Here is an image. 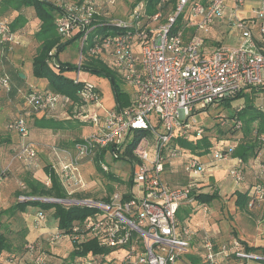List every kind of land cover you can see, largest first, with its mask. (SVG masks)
I'll list each match as a JSON object with an SVG mask.
<instances>
[{
    "label": "built area",
    "instance_id": "1",
    "mask_svg": "<svg viewBox=\"0 0 264 264\" xmlns=\"http://www.w3.org/2000/svg\"><path fill=\"white\" fill-rule=\"evenodd\" d=\"M230 1L235 11L230 28L241 32L240 42L237 46L221 45L208 55L204 50L205 40L193 31H206L224 20ZM245 1L161 0L153 15L147 12L146 2L140 1L126 18L105 20L95 0H58L61 8L56 21L58 33L65 40L77 38L81 43L78 67L87 57L98 59L134 91L129 106L113 108L100 117L101 96L94 91L95 86L85 82V105H94L96 110L82 120H90L98 132L77 142L73 152L68 153L69 161L61 164L60 171L56 169L68 198L45 199L97 209L94 216L74 226L76 234L70 240L80 244L93 238L102 246L124 253L118 263L104 255L90 256L76 264H102L103 257L110 264H176L190 248L193 231L179 222L177 214L184 203L193 200L192 193L198 185L170 184L165 173L180 158L190 178L211 174L212 167L233 159L234 146L215 147L210 153L212 161L207 164L199 156L186 154L178 139L200 138L206 129L199 125V115L237 97L247 87L264 85V52L260 49V45L264 47V0H259L255 17L240 20L238 14ZM100 2L112 8L118 0ZM167 7L170 10L165 15ZM105 21L116 31L95 34L99 23ZM256 25L258 35L253 30ZM0 43H8L12 48L17 44V36L5 22H0ZM81 73L79 69L76 81H81ZM9 88L7 77L0 72V89ZM29 101L47 113L55 112L63 102L53 92L38 91L30 94ZM10 127L24 139L16 159L35 165L37 151L33 144L25 142L29 137L25 121L18 119ZM237 128H241L240 121ZM137 132L144 135L133 149L136 162H131L126 150ZM259 142L262 144L259 168L264 172V133L259 136ZM98 148L108 149L107 155L113 160L129 165L126 181L133 186L111 194L106 200L77 199L74 195L87 187L81 172L82 161L90 155L94 157ZM100 166L105 172L110 170L104 161H100ZM244 169V161L236 158L229 172L237 184L244 180ZM46 185H51L49 178ZM261 203H264L263 181L254 186L250 201L251 206ZM203 210L208 211L207 207ZM45 221V214L38 213L37 225ZM64 237L57 229L49 242L55 244ZM202 249L208 264H222L230 254L244 260H264L244 252L238 240L222 245L217 251L214 240L206 236ZM33 264H45V257L38 255Z\"/></svg>",
    "mask_w": 264,
    "mask_h": 264
},
{
    "label": "trees",
    "instance_id": "2",
    "mask_svg": "<svg viewBox=\"0 0 264 264\" xmlns=\"http://www.w3.org/2000/svg\"><path fill=\"white\" fill-rule=\"evenodd\" d=\"M140 1L146 2L147 12L150 15H153L154 13L157 12L158 10L157 6L159 5L161 0H137L136 3H139ZM4 5H9L13 9L18 11L19 9L22 8H33L35 10V17L40 21L39 30L35 34V39L38 40L41 43V45L37 53L34 54L32 61V69L35 78L46 79L48 81V90H39L37 88H28L27 90H24L23 91L24 99L26 101L27 107L30 106L34 113H43L45 114V116L48 114L45 111L37 109L35 106H33V104L30 103L29 96L33 91H38L42 93L53 92L62 98V101L67 107L74 106L80 103L79 102L80 98L83 99L84 101L83 103H86L85 98L83 97V93L86 92L87 90L85 81L82 80L76 81V79L69 80L65 78L63 76V73L65 71L71 70L72 66H70V63H62L58 60V56L61 53V51L66 46H68L72 41L77 39L74 38L70 40L69 39L65 40L58 33L56 21L61 14V8L58 5V3H53L50 0H7L6 3L2 4V6ZM169 10H170L169 7L165 8L164 14L167 15L169 13ZM0 22H5L8 25L10 32L15 34L18 28H21V26H24L26 24L27 19L24 15L19 14L12 22L2 17H0ZM99 24L100 25L95 30V34L107 35L113 31H116V28L111 26V24H108L106 21L101 22ZM260 49L262 52H264L263 46L260 45ZM12 51L13 48L11 47L10 44L0 43V72L3 75V77H7L10 84V88L8 90L0 89V94H4L7 96H13V95H12L11 78L9 74L6 73L4 70V62L6 58L9 57V54L12 53ZM85 51L86 50L84 49V56L86 55ZM73 69L76 70V72H78V70L80 69L81 71L100 74L102 76L108 77L114 86V91L116 93V98L118 101L117 107L123 108L131 104L130 97L126 96V94L121 92L117 87L116 79H119L120 77L113 70H111L109 66L104 62L92 57H87L84 59L80 68L78 66H75V68L73 67ZM17 78L21 80L20 77ZM94 91L99 93L100 96H102V92L98 88H95ZM241 98H244L243 93H240L235 98L226 100L225 102H223L224 104L223 103L222 104L225 105V107L227 108H233L234 107L232 106L233 103ZM235 111L236 112H233L232 116L229 118L230 127L228 128V131L231 134L242 129L243 121L245 125H251L253 124V122H258V124L256 125L257 127L254 128L253 130L247 131L249 133L248 136L251 137H246L237 146L228 144L235 147L233 157H239L244 162L248 161L250 158H256L259 166L260 161L258 160V158L262 148V144L259 142V136L264 133L263 107L257 108L254 105V103H252V101L249 100L245 102L244 107L240 106V108H237ZM45 116H43L42 118H36L34 121V125L36 127L43 129L56 130L59 128L55 120ZM18 119H23L25 121L30 136L29 124L25 118L18 117L14 120H11L7 124V130L16 132L21 138V142L19 143L18 148L12 150V153L10 154L11 163L15 162V160L16 161L22 160V159H16V155L21 150V145L23 144L24 139L21 137L20 132L10 127V125H12ZM239 121L241 122L240 129L237 128V123ZM61 124L64 125V123ZM222 132L226 133L227 131H222ZM143 135H144L143 132H137V134L134 137V142H132L129 145V148L126 150V154L127 156H129L131 162H136V159H134L135 157L133 154V149L135 148L138 141ZM82 141L83 139H78L74 141L73 147L77 142H82ZM178 143H179V147L182 150H185V152H189V154L191 155L199 156V157L211 153L213 148L216 147V146L214 147L215 144H213L211 139H209L207 136L203 138H195L191 140H185L183 138H179ZM107 152L108 149L98 148L95 152L94 157L93 155H90L89 157H86L84 161H82V163L92 161L94 163V166L100 172L106 175L108 179H111L114 182L118 180H122L123 182L126 183V187L128 185V188L131 189L133 186L132 183H128V181H125L124 179L115 180L116 176L112 174L110 170L108 172L102 170L100 166V161H104L106 155L108 154ZM21 162H23V160ZM104 163L106 162L104 161ZM33 166L35 167V165ZM12 168L13 167H9V168L5 167L0 169V204L2 197V191H1L2 186L5 183L13 184L11 177L14 176L15 171H13ZM29 170L27 172L25 171L23 174L20 175L21 182L19 183V186L17 187L15 185L16 190L13 194L15 198L14 203L10 205V207H8L7 209H2V208L0 209V258L1 256H3V254H15L19 252V249L22 250L25 249L24 254L26 256L29 255L32 258V260L37 258L38 255L44 256L43 253L39 251L36 242L28 243L25 239L26 234L28 232V228L26 226V220H25L26 217H24V215L26 214H28L27 217L33 216V224L34 226L38 227V226H42V225H37L36 223V218L38 213L45 214L47 218L46 213L53 212V216L58 220L57 229L61 231L65 237L69 238V237H73V235L76 234L73 233L75 225H80L88 217L94 216L97 213V209L94 208H90L82 205H66L64 203L53 202V201L51 202L49 200H45V199L65 200L69 196L65 187L62 184L60 175L56 172V169L51 164L44 167V172L51 181L50 186L46 185L44 181H40L39 179H37L34 176V172L32 169ZM244 180H245V169H244ZM259 181L262 180L259 178L257 182L254 184V186ZM198 188L199 187L193 190L192 193L193 200L191 201V203L198 202L203 206V208L207 207L208 209V206L211 205L214 201L218 200L220 197L218 192H213V193L201 192L198 191L199 190ZM96 193L90 196V194H84L78 192L74 195V197H76L77 199H85V198L93 199L92 196L96 195ZM234 196H236L235 206L240 211L243 212L246 211L247 209H253L254 207H256V205L251 206L250 204V201L252 199V194H250V191H236L234 193ZM180 210L181 208L179 209L177 214V216L179 217L178 218L179 222L181 224H187L188 226H190L188 223H182L185 220L184 221L183 219L180 220L181 219ZM187 217L188 216L186 214V218ZM206 236L209 235L206 234L202 235V244ZM212 240L214 239L212 238ZM71 243L74 247V250L72 252L74 260L72 261L71 264H76L77 262H80L81 260L88 258L90 256H104V255L109 256L113 252H115V249L102 246L99 244V241L97 239H93V238L88 239L87 241L82 242L80 244L74 243L72 241ZM245 245L247 251L262 250L264 252L263 247H249L247 244ZM29 246H33L34 249L30 250L28 248ZM14 260H16L15 257H10L9 259V261H14ZM0 264H3L1 260H0ZM45 264H46V257H45ZM102 264H110V261L108 260L107 257H103Z\"/></svg>",
    "mask_w": 264,
    "mask_h": 264
},
{
    "label": "crops",
    "instance_id": "3",
    "mask_svg": "<svg viewBox=\"0 0 264 264\" xmlns=\"http://www.w3.org/2000/svg\"><path fill=\"white\" fill-rule=\"evenodd\" d=\"M202 1L206 2L209 0ZM6 2L7 0H0V17L6 18L10 22H12L19 14H22L27 19L26 24L24 26H21V28H18L15 32L17 36V44L20 43L21 49L25 50L26 54L21 53L19 55L18 53L16 54L12 51V53L9 54V57L6 58L4 62V70L6 73L9 74L11 78L13 96L0 94V169L10 167V154L12 153V150L18 148V145L21 142V138L16 132L7 130V124L11 120H14L18 117H23L27 120L29 124L30 138L31 140H34L36 143H38V152L40 151V156L38 155L39 159L35 163V167H32L34 169L36 168V171H33L34 176L40 181H44V179L47 178L44 172V167L51 164L52 166H55V169L60 171L61 164L69 161L68 153L73 152L74 141L86 137V135L91 133L92 130H90L89 132V130L85 129L86 126L82 125L79 133L76 132L77 129L75 131L67 129L70 127L77 128L79 126L75 121H69L71 120V117L59 121L65 124V130L43 129L34 125L35 119L42 118L43 116H45V114L31 113L30 111H27L28 107L24 99L23 91L27 90L28 88L48 90V81L46 79H38L34 77L32 69L34 53L30 54V52L33 50L31 46L33 45L35 34L39 30L40 21L35 17V10L33 8H22L18 11L13 9L9 5L2 6V4ZM259 4V0H246L244 6L242 7L239 13L246 12L249 15H254V10L259 7ZM234 14L235 11L233 10V3L232 1H230L229 6L226 10V18L224 20L217 21L212 27H210L206 31H193V34L196 33L200 37H203V39L205 40L204 50L208 55H211L217 47L224 45L222 41L219 42V40H215L213 37H211V32L215 30L217 34L220 32L223 34V31L228 28L229 34H234L235 31L230 28V18L233 17ZM253 30L255 31L256 35H258L257 25L254 26ZM238 33H240L238 42L236 45L233 46H237L240 42L241 32L238 31ZM27 55H29L30 57ZM20 74H23L24 77H20ZM17 77H20L21 80H19ZM242 93L244 95V98H241L236 101L237 104L241 105V107H244L246 102L245 97L247 96H249V100L252 101V103H254L257 108L264 107V85L260 87H247V89H245ZM131 100L132 99H130V101ZM62 105L66 107L64 102L61 103V106ZM47 115H49V113ZM47 115L45 117H54V115H52L51 117ZM81 121L84 120L81 119ZM253 124L257 125L258 122H253ZM96 131L98 132V129ZM45 145L53 147L56 146L58 148H56L55 152H52L51 150H48ZM41 148L42 150H39ZM107 156L109 155H106V157ZM209 157L212 161V157L210 154ZM203 158L205 157H202V160L204 162L208 161ZM236 158L239 157H233L231 161L224 162L217 168H211V170H218L219 168H222V172L230 176L229 169L235 163ZM178 161L179 160H175V163H172L171 166H179ZM88 163L93 162L88 161L83 163L81 166V170L85 171L83 172V175L86 181L89 182V187L81 193L84 192L85 194H90L91 196L97 192V190H94L95 188L93 189V184L95 183L96 186L98 185L96 184V181L89 180L91 179L90 175L92 176V171L86 169ZM171 166L168 168H172ZM244 166L245 180L240 184H237L234 179H232V182L228 186L225 185L226 188H232L233 193H235L236 191H250V194H252L254 184L257 182V180L260 178L262 181H264V172L260 170L256 158H250L248 161L244 162ZM12 169L13 171H15V168ZM108 184L110 183L108 182L107 185ZM15 190V185L10 183H5L2 186L0 209H7L8 207H10V205L14 203L15 198L13 194ZM220 197L222 198L216 200L217 202H223L222 193ZM232 197L236 198V196L234 195ZM216 201H214L213 203L215 204ZM189 203L191 204V202L184 203L181 207V210H187L188 208L186 206L190 205ZM196 209L197 208L193 209L192 212H194V210ZM204 213L205 216L201 218H197L195 216L193 217L191 213L189 214V218L185 217V221L182 222L188 223L190 225L193 231V237L191 239L190 248L184 255L180 257L177 263L179 262L181 264H208L205 260L204 250L202 249V235H209L208 232L213 235H209L210 237L216 238L215 246L217 251L221 249L222 245L230 244L233 242V240H238L241 243L243 242L249 247L258 246L264 248V203L256 205V207H254L253 209H247L243 212L237 209V207L235 206V212L233 215H227L224 209V212L222 211V214L224 215L215 217L217 211H213V214H210V216L208 214L209 207L208 212ZM27 215L28 214L24 215V217H26V226L28 228V232L26 234L25 239L28 243L36 242L39 251H41L46 257V264H71L74 260V257L72 255L74 247L69 238L65 237L55 244H51L49 242V237L54 234L58 228V220L53 216V212H47L46 221L42 224V226L38 227L34 226L33 224V216L27 217ZM207 216H209L208 219ZM226 220L229 221V227L221 228V224ZM215 221L219 223L215 224ZM261 225H263V227ZM210 228H212V230H210ZM230 233H233V235L230 236ZM230 239L231 241L229 242ZM21 250L22 249H19V252L15 254H3V256H1L0 258L1 262L3 264H33L32 258L29 255L26 256L24 254L25 249H23L22 251ZM123 255V252L115 251L111 255H109V259L116 260L118 263L120 258L123 257ZM10 257H15L16 260L9 261ZM222 264H251V261H246L237 257L235 254H230L227 258L223 260Z\"/></svg>",
    "mask_w": 264,
    "mask_h": 264
},
{
    "label": "rangeland",
    "instance_id": "4",
    "mask_svg": "<svg viewBox=\"0 0 264 264\" xmlns=\"http://www.w3.org/2000/svg\"><path fill=\"white\" fill-rule=\"evenodd\" d=\"M53 3H58V0H50ZM84 1V0H82ZM96 3H98V7L101 8V11L103 12L102 17L105 20H112L114 18L117 19H122V18H126L130 11L131 8L135 5L137 0H118L117 4L110 8L107 7V5L102 4L100 2V0H95ZM255 17V13L254 15H249L246 12H241L239 13V19H245V18H253ZM224 33L222 34L220 33H216L215 30L213 32H211V37H213L215 40H219V42L222 41V43L226 46H233L236 45L240 36V33H238V31H235L234 34H229V29H225L223 31ZM41 43L36 40L34 38L33 41V45L31 46V48H33V50L31 51L30 49V54L31 53H37L39 47H40ZM22 46V45H21ZM13 53H18L19 55L21 53H25L26 51L21 49L20 47V43L16 44L13 48ZM29 56V55H27ZM26 56V57H27ZM30 57V56H29ZM28 59V58H27ZM58 60L62 63H70V66H72L71 70L65 71L63 73V76L69 80H74L77 77V72L76 70L73 69V67L75 68V66H78L80 60H81V43L79 41V39H76L74 41H72L68 46H66L61 53L58 56ZM82 76H81V80L90 83L91 85L95 86L96 88H98L101 92H102V96L100 97V101H99V107H98V115L100 117H105V113L109 110H112L113 108L117 107L118 101L116 98V93L114 91V86L111 82V80L106 77V76H102L100 74H95V73H89V72H85L82 71ZM116 84L118 89L125 93L126 96H129L130 99H133V90L131 87H129L122 79H116ZM246 101H249V96L245 97ZM68 100V99H67ZM80 103L74 105V106H70V107H64L63 105L59 106L57 108V110L55 112L49 113V117H51L52 115H54L53 120L56 121V124L58 125V130H65V124H61L63 122H59L61 120H65L68 117H71L69 121H75L79 126L77 128L74 127H70L67 128L69 130L75 131L79 133L81 130L82 126H86L85 129L92 130L91 133L87 134L86 137H89L95 133H97V128L95 125H93V123L90 120H84L81 121L82 118H84L85 115H90L92 113H95L96 110V106H90V107H86L87 105H85L86 103H83V99L80 98L79 100ZM224 104V103H223ZM223 104H217L214 107H211L207 114H203V115H199L198 120H199V125L204 127L205 133L200 137L203 138L205 136H207L209 139H211V141L213 142L214 147H222L228 144L231 145H238L241 141H243L246 137H251L248 136L249 133L247 131H251L254 128H256L257 126L255 124H251V125H245L244 121H243V127L241 130L236 131L235 133L231 134L228 131V128L230 127V117L232 116L233 112H236L235 110L237 108H240L241 105L237 104V102L235 101L233 103L232 106H234L233 108H227L225 107V105ZM28 110L31 113H34L32 111V108L30 106H28ZM31 108V110H30ZM88 108V109H87ZM152 118H154V116H152ZM85 125H83V124ZM82 125V126H81ZM62 127H65L62 129ZM222 131H227L226 133H223ZM84 137V138H86ZM82 138V139H84ZM25 142L27 143H31L34 145L36 151H37V158H36V162L39 159L40 156V151L38 152V146L34 140H31L30 136L25 139ZM44 146V145H43ZM46 148L48 150H51L52 152H55L56 147L53 146H47L45 145ZM53 147V148H52ZM39 150H42L39 149ZM186 154H189V152H187ZM210 154V153H209ZM209 154H205L202 157H205L203 159L208 160L207 162L205 161V163L210 164L211 159L209 157ZM39 155V156H38ZM201 157V158H202ZM20 161H16L11 163V159L9 160L10 163V167L15 168V172H14V176L11 177L12 183L14 185H16L17 187L19 186V183L21 182L20 179V175L23 174L25 171L27 172L29 169H32L33 171H36V168H32L34 167V164H28L25 161L21 162ZM104 161L109 165L110 171L112 174H114L116 177L115 180L117 179H124L126 181V179L129 176V165L126 164L123 161L120 160H113L110 156L105 157ZM179 166H173L172 168H168L166 173H165V177L167 179V181L173 185H179V186H184L187 185L189 183H195L196 185H198V191L201 192H208V193H213V192H218L220 195L222 193L223 195V202H215L212 203L211 205H209V215L213 214V211H217V214H215V217H219L222 214V211L225 212L227 215H233L235 212V201L236 198L232 197L234 195L233 193V189L230 187H225L228 186L231 182H232V177L231 175L228 176V174H225L224 172H222V168H219L218 170H212L211 174L210 173H205L203 175L200 176H196L193 178L188 177L187 173L184 170V160L182 158L179 159L178 161ZM175 163V161L173 162V164ZM177 164V165H178ZM222 163L219 164V166ZM217 166V167H219ZM217 167H212V168H217ZM95 168V170H94ZM86 169L89 171H92V176L90 175L91 179L89 180H94L96 181V184L98 186L95 185V183L92 184L94 185L93 189L97 190L96 195L92 196L93 199H97V200H104L107 197H109L111 194H113L114 192H120V191H125L128 188H126V183L123 182L122 180H118V181H112L111 179H108L106 175H104L102 172H100L95 166L94 163H88L86 166ZM30 171V170H29ZM82 175L83 172L82 171ZM18 175V176H17ZM48 178V177H47ZM83 178L84 175H83ZM10 180V177H9ZM86 181V179H85ZM110 183L107 185V183ZM44 183H47V179H44ZM87 188L89 187V182H87ZM122 183V184H121ZM235 183V182H234ZM111 188V189H110ZM126 188V189H125ZM125 189V190H124ZM92 190V191H94ZM84 193V192H83ZM85 194V193H84ZM222 197H219V199ZM218 199V200H219ZM190 204V203H189ZM193 204V205H192ZM211 206V207H210ZM188 209H182L180 210V214H181V219H183V221L185 220L186 214L189 218V214L192 213L193 217H197V218H201L203 216H205L204 210H203V206L201 204H199L198 202H192L190 205L186 206ZM197 208L196 210H194V212H192L193 209ZM34 210V209H33ZM191 213H189V212ZM207 214V215H208ZM191 215V216H192ZM211 216V215H210ZM179 218V217H178ZM209 218V216H207V219ZM220 221V218H219ZM219 222L215 221V224H218ZM263 227V225H261ZM229 227V221L226 220L225 222H223L221 224V228H228ZM210 230H212V228H210ZM217 230V228H216ZM222 232V231H221ZM208 234L210 236H213L211 233L208 232ZM230 236L233 235V233L229 234ZM213 238V237H212ZM214 242L216 238H213ZM229 239V238H228ZM231 241V239L229 240V242ZM241 243V242H240ZM242 246V250L248 254H254L260 257H264V252L262 250H255V251H247L246 250V245L242 242L241 243ZM258 247V246H257ZM181 261V260H180ZM246 261H251V264H264V260H246ZM177 263V262H176ZM247 263V262H246ZM177 264H181V263H177Z\"/></svg>",
    "mask_w": 264,
    "mask_h": 264
},
{
    "label": "water",
    "instance_id": "5",
    "mask_svg": "<svg viewBox=\"0 0 264 264\" xmlns=\"http://www.w3.org/2000/svg\"><path fill=\"white\" fill-rule=\"evenodd\" d=\"M20 77H24V75L23 74H20Z\"/></svg>",
    "mask_w": 264,
    "mask_h": 264
}]
</instances>
